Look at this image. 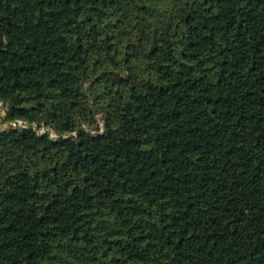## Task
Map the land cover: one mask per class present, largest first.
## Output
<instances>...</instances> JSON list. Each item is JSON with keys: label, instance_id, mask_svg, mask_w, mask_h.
Segmentation results:
<instances>
[{"label": "trees", "instance_id": "16d2710c", "mask_svg": "<svg viewBox=\"0 0 264 264\" xmlns=\"http://www.w3.org/2000/svg\"><path fill=\"white\" fill-rule=\"evenodd\" d=\"M0 105V264H264V0H0Z\"/></svg>", "mask_w": 264, "mask_h": 264}, {"label": "rangeland", "instance_id": "374dc122", "mask_svg": "<svg viewBox=\"0 0 264 264\" xmlns=\"http://www.w3.org/2000/svg\"><path fill=\"white\" fill-rule=\"evenodd\" d=\"M4 111H3V108H2V106L0 105V121H1V119L4 117ZM6 126V125H5ZM0 128H1V125H0ZM45 131V130H44Z\"/></svg>", "mask_w": 264, "mask_h": 264}, {"label": "water", "instance_id": "95a60500", "mask_svg": "<svg viewBox=\"0 0 264 264\" xmlns=\"http://www.w3.org/2000/svg\"><path fill=\"white\" fill-rule=\"evenodd\" d=\"M16 124H18V123H16ZM8 126V125H7Z\"/></svg>", "mask_w": 264, "mask_h": 264}]
</instances>
